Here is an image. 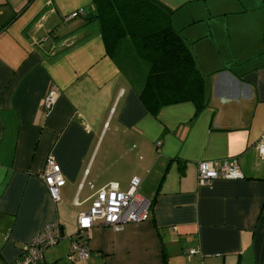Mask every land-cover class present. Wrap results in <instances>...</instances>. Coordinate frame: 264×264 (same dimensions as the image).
Returning <instances> with one entry per match:
<instances>
[{"label":"crops","instance_id":"0c3cea01","mask_svg":"<svg viewBox=\"0 0 264 264\" xmlns=\"http://www.w3.org/2000/svg\"><path fill=\"white\" fill-rule=\"evenodd\" d=\"M158 1L205 77L198 114L190 102L148 112L149 65L127 40L107 50L93 0H0V264L49 224L68 256L98 191L127 192L133 178L149 217L122 231L96 225L90 260L71 264H264V0ZM50 158L66 182L57 203L41 177ZM223 161L243 178L200 186L199 163Z\"/></svg>","mask_w":264,"mask_h":264},{"label":"trees","instance_id":"16d2710c","mask_svg":"<svg viewBox=\"0 0 264 264\" xmlns=\"http://www.w3.org/2000/svg\"><path fill=\"white\" fill-rule=\"evenodd\" d=\"M93 7L90 20L99 24L107 50L127 40L149 65L140 98L150 114L187 102L196 114L206 107L205 77L172 25V10L158 0H93Z\"/></svg>","mask_w":264,"mask_h":264},{"label":"built area","instance_id":"2783aa9c","mask_svg":"<svg viewBox=\"0 0 264 264\" xmlns=\"http://www.w3.org/2000/svg\"><path fill=\"white\" fill-rule=\"evenodd\" d=\"M84 14V9H78L67 15L65 21H73ZM56 100L57 94L52 91L44 100V109L50 111ZM259 153L264 156V139L259 143ZM41 177L52 201L59 202L61 189L66 182L60 166L53 158L47 160L45 171ZM241 178H243L242 173L235 161L202 162L198 165V184L200 186H207L218 179ZM140 185L141 180L133 178L127 192L121 191L116 183H109L98 191L89 211L79 215L77 232L71 238L67 256L69 261L90 260V251L87 245L89 231L96 225L122 231L126 225L143 222L149 217L150 203L139 195ZM61 239L62 232L59 225H47L23 248L21 258L12 264H47L44 259L45 250L57 245ZM197 253V250L189 251L190 256Z\"/></svg>","mask_w":264,"mask_h":264},{"label":"rangeland","instance_id":"374dc122","mask_svg":"<svg viewBox=\"0 0 264 264\" xmlns=\"http://www.w3.org/2000/svg\"><path fill=\"white\" fill-rule=\"evenodd\" d=\"M186 13H187V9L183 10V11H179L176 15L177 18H182L183 20H186ZM183 20H182V24H183ZM62 246V244H60ZM59 245L55 246V247H51L49 249H47L44 252V256L45 259L47 260V257L49 254L51 255H55V259L57 260V264H71L70 261L67 260V254L61 257V253L59 250Z\"/></svg>","mask_w":264,"mask_h":264}]
</instances>
